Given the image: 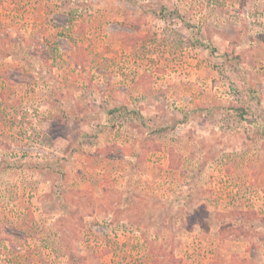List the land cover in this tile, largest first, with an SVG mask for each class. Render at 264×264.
Listing matches in <instances>:
<instances>
[{
  "label": "rangeland",
  "instance_id": "374dc122",
  "mask_svg": "<svg viewBox=\"0 0 264 264\" xmlns=\"http://www.w3.org/2000/svg\"><path fill=\"white\" fill-rule=\"evenodd\" d=\"M0 264H264V0H0Z\"/></svg>",
  "mask_w": 264,
  "mask_h": 264
},
{
  "label": "trees",
  "instance_id": "16d2710c",
  "mask_svg": "<svg viewBox=\"0 0 264 264\" xmlns=\"http://www.w3.org/2000/svg\"><path fill=\"white\" fill-rule=\"evenodd\" d=\"M8 82L13 83L14 81L11 79H7Z\"/></svg>",
  "mask_w": 264,
  "mask_h": 264
}]
</instances>
